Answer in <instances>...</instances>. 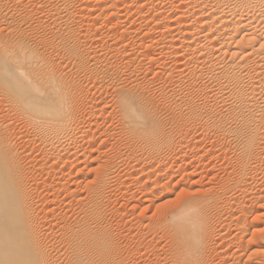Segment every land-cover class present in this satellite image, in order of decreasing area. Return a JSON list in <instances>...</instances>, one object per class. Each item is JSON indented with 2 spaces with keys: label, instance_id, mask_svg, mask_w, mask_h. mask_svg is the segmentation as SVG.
I'll return each instance as SVG.
<instances>
[{
  "label": "bare ground",
  "instance_id": "6f19581e",
  "mask_svg": "<svg viewBox=\"0 0 264 264\" xmlns=\"http://www.w3.org/2000/svg\"><path fill=\"white\" fill-rule=\"evenodd\" d=\"M31 1L33 0H0V96L3 101H5L4 103L9 105L13 113L15 112L20 117H22V119L20 118L22 120L20 122H23L22 124L25 128V132L31 135V138H33L34 141H32L35 144V147L33 148L35 152H38L39 158L37 159L38 170L47 168L49 173L52 174L51 176L57 175L58 177H62L65 173L64 167L67 165H72L74 161V163H76V161L81 158L80 154L82 152L79 154L78 152L71 151V153L69 150L73 149L74 146L76 148H82L84 138L86 136L88 138V134L85 135V133L88 132L86 131L87 129L83 127L86 129L84 131V129L81 127L83 129L81 131L80 125H78H83V123H81L82 119L80 122L81 116L78 118L80 111H78L79 114H77L78 108H86V104L84 103V105L82 103L84 100L82 97H79L82 93L83 98L84 94L86 95V92H84L85 86H81V79H79L80 81L77 80L79 81L77 82L76 79L78 78H74V76L80 77V75H83L82 79L91 81L92 85L96 86L100 84L98 86L100 90L101 87L103 88L104 86H106V88L110 87L109 89H111V92L109 93H112L110 98H112L111 102H113L112 106H114V110L112 112L115 113V121L118 122V124L122 127L120 131L124 130L123 135L126 133V135H124V137H127H125V140L131 139L132 142L133 139L136 145L139 142L140 145L138 144L137 148L140 146L139 150H141V156L140 154H136V161L138 156L143 157L140 158V160L144 159L148 161H144V163L142 160L141 162L143 164L140 162V166L142 165V167L138 168L139 165L138 167L136 165L138 169L134 167L135 165L131 168L129 163L127 165L130 169H133L134 167V169L140 171L141 174L144 172L146 173V171L148 173L149 170L152 171V168L154 170V167L158 164L157 161H159L158 171L162 172L164 175H167L171 170L170 165H168L166 160V163H161L162 161L160 162V159H155L163 149L165 153H167L168 147L171 150L172 148L170 147L173 145L170 144L174 143L175 145V142L177 141L175 138H177L178 133H175V137L173 134L175 131H178V129L175 128L177 129L175 131L173 129L174 127L185 128L183 125L180 126L179 124V126H176L177 121H182L186 124L191 123V125H197L198 128L201 124L203 126V129H201L202 132L204 128L208 130L209 133L211 131L214 134L213 136L216 137L215 140L219 139L224 142V146L222 143L223 147H225L227 144L226 141L228 142L227 146H229V150H233L231 153H234L233 158L235 157L234 168L231 169V164H229V166H231L230 169L233 171V176H235L233 178L234 183L235 185L237 184L240 186L239 188L242 190V195L246 194V192L252 188L251 185L256 184V182H253L254 184H252L251 180H255L257 175L259 176V170H261L260 166L264 163V0H180L178 2L179 7L177 10H173L174 12H172L173 14L170 16L171 18H175L174 23H172L173 21H170V19L168 20L163 18L164 13L162 14V11L160 10L161 7L158 5V7H160L159 12L161 11L162 15L158 14L156 17V15L153 13L155 17L152 15V20H154L152 21L150 19L149 25L150 28L159 29L164 32V39L161 42V49L167 51L173 50L174 55H172L174 59H172V62H170V66H168L166 62L167 67H162L164 69V83L161 88H158L159 91L157 90L158 92H156L153 96L148 93V91H150L149 87L151 86L150 82H152L149 81L150 78L146 79V77L144 78L142 75L139 77V74L142 71L141 61L139 63L137 61L139 59H136L138 64L135 66L133 64L135 60L133 61L131 58H129V56H127L128 51H126L127 53L125 54V51L123 50V48H125L124 45L123 48H118L119 46L116 47L115 45L111 44L112 46L109 47V51L105 52V54L103 53V55L101 54L102 52L98 54L95 51L92 53L89 52V49H86L87 45L85 46L86 48L84 47V42L88 40L87 37L91 33L87 31L88 29L82 31V29H80L81 27H78L79 29L75 27L77 22L76 18H74V14L76 11H80L82 15L79 14V18L83 20L87 18H90L91 20H97L99 17L93 16L92 18L90 16L92 13L89 11L92 10V7L89 8L88 6L84 5V2L87 1L40 0V3H38L37 6L32 5L34 2L32 3ZM94 1L93 3H96L98 7L102 6L101 9L103 8L104 11L110 12L111 20H114L112 22H115L114 25L120 24H118V22L120 20L121 12L125 11L127 14L131 13V7L135 6V12L139 15L141 13L139 11V7L145 8L140 6L141 0H134L130 2L131 4H128V0ZM156 1L158 0H149L147 4L150 6L148 7L155 8L157 5ZM141 5L143 6V4ZM88 8L91 10H88ZM171 8L173 9V7ZM163 10H165V8ZM144 19L146 18L139 15V21ZM144 21L146 22V20ZM73 23H76L75 26ZM109 27L110 26H108V28ZM150 30L142 33L144 34L143 37L148 36ZM129 31L130 29L128 30L124 28L122 35H129ZM180 47L182 53H179L181 55H178V51L180 52ZM130 48L131 47H129V49ZM118 55L121 56V63L119 60L114 61V56ZM146 60L151 62L150 60L152 59L149 57V60ZM137 66L139 69L136 68ZM146 70H148V68ZM122 73L125 74L124 80L122 79ZM145 75L148 74L146 73ZM69 76H72L73 79ZM161 78L162 77H160V79ZM74 81L79 84L81 83V85L76 83V86ZM90 85L91 84L89 83V86ZM77 95L79 96L77 97ZM76 97L79 99V101L80 99L83 100L82 102L80 101L81 104H79L81 108L78 106L79 101L76 99ZM87 105H89V103ZM90 105H92V103H90ZM159 105L162 107H159ZM159 108H163V110L168 112L167 115H169H166L168 121L170 120L168 125L171 123V120L176 121L175 123L172 122L174 124V126H172L173 129L170 128V130L168 128V131L167 128L164 130L165 126H161L163 123L162 121L165 119L164 122H166L167 118L165 115V118L162 117V113L160 114ZM103 110H101V112ZM92 111L87 112L91 113ZM110 111L111 109L108 112ZM112 112L111 114L113 115ZM88 115H86V117ZM82 116L84 117V115ZM93 117L96 116L93 115ZM85 118L83 121H85ZM89 118H91V116ZM191 127L192 126H190V128ZM180 131L181 130H179V133ZM7 132L3 129L2 125H0V264H129V258L134 253L131 252L133 249L130 251L124 250V246L121 247L117 240H115L116 238L114 239L112 237L113 235H110L112 230L109 229V226L99 222L102 212L101 205L97 202L98 192L100 193L99 187L97 185L96 189L94 187L95 190H93V188L92 190H89V185V188H87L88 193L85 191L86 193H84L86 195L83 198L77 197L76 213L73 212L72 215L66 217L67 219L64 218L65 215L63 219L60 218L57 221L55 219L54 221L56 222H53L54 224L50 223L49 225L48 222H45L47 220V208L45 209L41 207L39 205V201L34 200L33 198V194L36 189L34 187V182L38 179L36 177L37 175L35 176L37 179L32 180V177L35 173L33 175L31 173V176L29 174L30 170L32 169V167L30 169L31 163L27 161L29 163L25 164L26 162L24 163L21 161L19 155L20 153L17 152L16 149L12 148ZM207 132L205 134H207ZM210 134H207V137ZM180 135L181 134H179V136ZM205 136L206 135L203 137ZM173 137L176 140L175 142L172 141ZM87 138L85 139L89 141ZM193 138L194 137H190V139L188 138L187 142H191ZM112 142L113 141H111V143ZM215 142L216 144L217 142L219 143L218 140ZM177 143H179L178 145L181 144L178 141L176 144ZM128 144H130V147H132V143ZM219 144L220 145L218 146L221 147V141ZM178 145L176 146L178 147ZM130 147L128 146V148ZM134 147L135 145H133V148ZM84 149L86 150V148ZM173 149L175 148L173 147ZM170 150L168 155H170V153L173 151L171 150L170 152ZM165 153H160V156L162 157V155ZM72 159H74V161ZM232 161L233 159L231 162ZM88 165H91V163ZM88 165H86L88 169L83 168V170H91ZM106 165L107 163L99 167L103 168V166L105 167ZM182 166H184V164ZM105 168L109 169L107 166ZM209 168L211 169V167ZM99 169L98 172L96 171L97 175L101 174L102 176L103 172H108L107 169L106 171H104L105 169L103 171L100 169L101 173H99ZM109 173L110 171L108 174ZM37 174L39 176L40 172ZM85 174L86 173H84V175ZM262 174L264 175V173ZM97 175L96 178L98 177ZM131 175H133V173ZM101 176H99V178H102ZM46 177L48 176L46 175ZM99 178H97V180ZM59 179L55 186L57 189L59 187H61L59 189H63V184L59 182ZM133 179L135 180L134 177ZM152 179L149 180V184H152V189L148 194L151 199L155 200L156 198H160L157 197L159 192L156 190L157 187H160L158 186L160 177L156 176L155 179ZM101 182H98L100 184L99 186H101ZM94 184L97 183L94 181ZM201 185L202 184H200V186ZM51 188L53 189V187ZM161 188L165 190L166 185H162ZM261 188L263 189L262 185ZM253 189L256 188L254 187ZM262 189L259 190L262 191ZM181 191H179V193ZM50 192L53 193L52 191H49V193ZM74 194L68 195L72 196L73 198ZM76 194L75 196H77ZM262 194H260L259 191L252 192L251 189V191L248 193L249 197L247 196L249 199L247 200L242 201L241 198L243 197L238 198L236 196V198H238L237 201L240 199L242 201L237 205L238 209L240 210L241 207L239 208V205H241L243 210L253 209L256 210L257 213V210L260 211L262 206H264V197ZM47 195H49L48 192ZM102 195L99 196V199L102 197L100 201H103L102 199L104 197ZM214 196L216 195L205 197L191 196L184 204H180L181 206L176 207V210H174L168 216L164 214L165 216L162 217V226H160L161 223L159 226L162 232L161 235L163 234L162 237L165 239L167 247L165 251L163 250L162 256L154 254L157 255L155 257L153 256L155 258V264H168V261L170 264H206L207 259L209 257L211 258L210 255L213 252L217 253L218 249L221 247L220 242L225 236L223 238H219L218 236L221 233L219 232V234H217L221 224H219L218 221H215L214 219L218 220L219 218L220 221V215L217 216V212L215 211L218 202L217 199L219 197L217 198V196ZM51 197L53 198V196ZM48 201L50 202V200ZM45 206L47 205L45 204ZM212 208L215 210H212ZM40 212L43 214L41 215ZM252 212H250V214ZM245 217H247V213ZM245 217H233L234 220L232 219L233 221H231L232 224L234 223L233 227L236 230L234 231L235 234L233 235V239L236 242V247L233 252V255L235 256L233 257H236V254H239L240 251L243 253L244 250H246L245 245L248 244V246L257 248H254L252 252H249L251 257L257 256L259 261H254L255 264H264V233L261 231L262 229L259 230L256 227L262 220L263 224L261 225H263L264 228V214L262 213L259 215L257 213V215H255L254 218L252 217L253 219L248 223L246 222L248 220ZM104 218L102 219L103 221L106 220L107 217L105 219ZM148 228L151 227L148 226ZM144 238L145 240L142 239L143 241L141 242L143 243L141 245L142 248L138 247L135 251L136 256L137 254L139 255L140 249H145L144 251L149 249V244L151 245V242L153 241L152 239L148 240V237ZM223 241H225V239ZM156 250L158 251V249ZM144 259L146 258L144 257ZM239 262L238 264H240ZM250 262L252 261L250 260Z\"/></svg>",
  "mask_w": 264,
  "mask_h": 264
},
{
  "label": "rangeland",
  "instance_id": "374dc122",
  "mask_svg": "<svg viewBox=\"0 0 264 264\" xmlns=\"http://www.w3.org/2000/svg\"><path fill=\"white\" fill-rule=\"evenodd\" d=\"M84 1H87V2H84ZM94 0H83V2L85 3L84 5L85 6H88L89 8L92 7V10L88 8V10H91L89 11L90 13H92V15H90L92 18L93 16H99L97 20H91L90 18L88 19H80L79 18V14L80 11H76L75 12V16L74 18H76V26L74 24V26L79 29H82L83 30H87L89 31L91 34L87 37L88 40H86L84 43V47L89 51V52H96L97 54L98 53H101L103 55V53L105 54V52H108L109 50V47L112 46L111 44L115 45L116 47L118 48H123L125 46V48H123V50L125 51V54L127 53L126 51H128V54L127 56H129V58H131L133 61H134V65L136 66V64H138V62L140 63L141 61V66H142V71L141 73L139 74V77H146V79H149V81H152L150 82L151 86L149 87L150 88V91H148V93H150L151 96H153L156 92L159 91L158 88H161L163 86V83H164V69L162 68L163 66L164 67H167V64L168 66L171 65L170 62H172V59L173 58V50L170 51V50H162L161 49V42L162 40L164 39V32L159 30V29H153V28H150V19L152 20L153 17H157L158 14L162 15L163 13V18L165 19H170V21H173L172 23L175 22V18H171L170 16H172V12H174L175 10H177V8L179 7V1L180 0H158L156 1L157 2V5L155 3V8L154 7H148L150 5H148V1L149 0H141L140 2V6L141 7H145V8H140L139 7V11L141 12L139 15L142 16V17H145L146 19V22L144 20H141L139 21V15L135 12V6L131 7V13H128L127 12H121V16H120V20L118 22L119 25H114L115 22H112L114 20H111V15H110V12L109 11H104L103 8L101 9L102 6H97L96 3H93ZM128 4L134 0H128ZM32 5H35L37 6L38 3H40V0H33L31 1ZM95 2V1H94ZM170 4H168V3ZM171 2V3H170ZM175 2V3H174ZM177 2V3H176ZM87 3V5H86ZM91 3V4H90ZM93 3V4H92ZM160 3V4H159ZM174 3V4H173ZM131 4V3H130ZM143 4V6L141 5ZM147 4V5H146ZM169 6H168V5ZM91 5V6H89ZM158 5L160 7H158ZM173 5V6H172ZM95 6V7H94ZM166 6V7H165ZM94 7V8H93ZM97 7V8H96ZM148 7V8H147ZM173 7V9L171 8ZM151 8V9H150ZM159 8L160 10L162 11V14H161V11L159 12ZM165 8V10H163ZM167 8V10H166ZM171 8V9H170ZM176 8V9H175ZM144 9V10H143ZM143 10V11H142ZM158 10V11H157ZM174 10V11H173ZM123 11V10H122ZM145 11V12H144ZM153 11V12H152ZM148 12V13H147ZM156 12V13H155ZM159 12V13H158ZM155 15H154V14ZM132 14V15H131ZM138 16H137V15ZM144 14V15H143ZM170 14V15H169ZM82 15V14H81ZM104 15V16H103ZM110 15V16H109ZM135 15V16H134ZM150 15V16H149ZM153 15V17H152ZM89 16V17H90ZM126 16V17H125ZM129 16V17H128ZM137 16V17H136ZM79 19H78V18ZM151 17V18H150ZM170 17V18H169ZM106 18V19H105ZM126 18V19H125ZM128 18V19H127ZM135 18V19H134ZM149 18V20H148ZM105 19V20H104ZM110 19V20H109ZM125 19V20H124ZM173 19V20H171ZM86 20V21H85ZM88 20V21H87ZM132 20V21H131ZM154 20V19H153ZM152 20V21H153ZM124 21V22H123ZM139 21V22H138ZM92 22V23H91ZM112 24H111V23ZM136 22V24H135ZM79 23V24H78ZM81 24V25H80ZM130 24V25H129ZM135 24V26H134ZM146 24V25H145ZM80 25V26H79ZM98 25V26H97ZM108 26H110L108 28ZM121 26V27H120ZM143 26V27H142ZM79 27V28H78ZM100 27V28H99ZM135 27V28H134ZM138 27V28H137ZM147 27V28H146ZM105 28V29H104ZM126 28V29H130L129 31V35L125 34V35H122V31L123 29ZM119 29V30H118ZM151 29V30H150ZM153 29V30H152ZM149 31V35L148 36H144V33L145 31ZM107 31V32H105ZM161 31V32H160ZM116 32V33H115ZM121 32V33H120ZM155 32V34H154ZM141 33V34H140ZM153 33V34H152ZM94 36H93V35ZM104 34V35H103ZM133 34V35H132ZM157 34V35H156ZM92 35V36H91ZM102 36V37H101ZM121 36V38H120ZM98 37V38H97ZM119 37V38H118ZM151 37V38H150ZM90 39V40H89ZM94 39V40H93ZM113 39V40H112ZM134 39V40H133ZM138 42H137V40ZM154 39V40H153ZM110 40V41H109ZM125 40V41H124ZM127 40V41H126ZM130 40V41H129ZM132 40V41H131ZM151 40V41H150ZM88 41V42H87ZM147 41V42H145ZM153 41V42H152ZM156 41V42H155ZM87 42V43H86ZM122 42V43H121ZM100 43V44H99ZM102 43V44H101ZM116 43V44H114ZM121 43V44H120ZM126 43V44H125ZM151 43V44H149ZM157 43V44H156ZM97 44V45H96ZM144 44V45H143ZM160 44V45H158ZM124 45V46H123ZM131 45V46H130ZM95 46V47H94ZM99 46V47H98ZM133 46V47H132ZM151 46V47H150ZM153 46V47H152ZM160 46V47H159ZM129 47H131L129 49ZM158 47V48H157ZM133 48V49H132ZM154 48V49H153ZM102 49V50H101ZM149 49V50H148ZM98 50V51H97ZM130 50V51H129ZM134 50V51H133ZM138 50V51H137ZM161 50V51H160ZM180 52L178 51V55H181L179 53H182L181 51V47L179 48ZM142 51V52H140ZM159 51V52H158ZM167 51V52H165ZM131 52V53H129ZM153 52V53H152ZM137 53V54H136ZM141 53V54H140ZM171 53V54H170ZM147 54V55H146ZM173 54V55H172ZM133 58H132V57ZM136 56V57H135ZM143 56V57H141ZM146 56V57H145ZM115 60H119V62L121 63L120 59L121 56H114ZM149 57L152 59L150 60L151 62L147 61L146 59L149 60ZM142 58H146V59H142ZM156 60H155V59ZM136 59H139L137 60L138 62H136ZM144 60V62H143ZM146 60V61H145ZM155 60V61H154ZM167 60V61H166ZM165 61V62H164ZM118 62V61H117ZM118 62V63H119ZM143 62V64H142ZM167 62V64H166ZM149 66V67H148ZM156 66V67H155ZM155 67V68H154ZM159 67V68H158ZM138 68V66L136 67ZM148 68V70H146ZM139 69V68H138ZM161 69V70H160ZM145 71V72H144ZM148 71V72H147ZM155 73H154V72ZM148 74V75H145V74ZM123 77L122 79L124 80V73H122ZM150 75V76H149ZM148 76V77H147ZM70 77V76H69ZM78 79H76V78ZM83 75H80V77H77V76H74V78L77 80L81 79V83H77L79 81H74L75 83L74 84H79L81 86H85L84 87V92H86V95L84 94V98L81 94V96L77 95V97L79 96L80 98L82 97V99L84 100H81L80 101L86 106L83 107L82 109H77V114H79L78 111H80V114L78 116V118L80 117V122H81V119H82V124H78L80 125V129L81 131L84 129V131H90L89 133L86 132L85 135L88 134V138L87 136L85 138H87L89 141H87L85 138L83 140V143H82V148H76L75 146L73 147V149H70L69 151H73V152H78L81 156L80 159H78L76 161V163H74V159H72L74 162L72 165H67L66 167H64V175L62 177H59L57 175H53L51 176L52 174L49 173V170L46 168V169H39L38 170V167H37V164H38V161L37 159L38 158V152H35L34 151V148L35 147V144L33 143V138H31V135L27 134L25 132V128L23 127V122H20L22 121V117H20L18 114H16L15 112L13 113V111L10 109L9 105L7 103H4L5 101H3V99L1 98L0 96V125H2L3 129L6 130L7 134H8V138H9V141H10V144L12 146V148L16 149L17 152H19L20 154V158H21V161L22 162H26L25 164L27 163H31L30 165V169L32 167V169L30 170V176H31V173L33 175L32 177V180H35V191H34V194H33V198L34 200H38L39 201V205L43 208H47L46 210L48 211L47 214V220L45 222H48L49 225L50 223L52 224L53 222H56L57 220H59L60 218L63 219L64 215H65V219H67L66 217H68L69 215H72L73 212L76 213L77 211V197H80V198H83L86 194L85 191H87L89 188V185H90V188L89 190L93 188V190L96 189V185L99 187V191L100 193L98 192V198H97V202L98 204L101 205V216H100V219H99V222L102 223V224H107V226H109V229L112 230V233L110 231V235L115 239L117 240V242L121 245V247H123L124 250H132L131 252H134L133 255L129 258L130 261H129V264H155V256H162V253H163V250L165 251L166 250V243H165V239L162 237L161 235V228L160 226H162V217L165 216V215H169L170 213H172L174 210H176V207L178 206H181L182 204H184L186 202V200H188L191 196L193 197H205V196H212V195H216L217 196V207H216V210L212 208V210H215L217 212V216L220 217V221H219V218L218 220L214 219L215 221H218L219 224H221V227L223 228H219L218 229V233L219 232L221 234H219V238H223V240L225 239V241L221 240L220 242V248L218 249L217 253L213 252L210 256L211 258L207 261H206V264H238V262L240 264H255V262L258 260L257 256L256 257H251L250 256V253L249 252H252L254 250V248L256 247H252V246H248V244H246V250H244V255L243 253L240 251L239 254H236V257H233L235 255H233V252L235 250V247H236V242L234 241L233 239V235L235 234L234 231L235 228L233 227L234 226V223L232 224L231 221H233V217H237V218H241V217H245L246 213H247V217H245L248 221H246L247 223L250 222V220H252L254 218L255 215H257V213L259 215H261L262 213L264 214V206H262L261 210L258 211L257 210V213H256V210H253V209H244L242 208L241 205H239V208L240 210L238 209V204H240L242 201L244 200H247L249 199V195L248 193L251 191L252 189V192L254 191H259L260 194H262V196L264 197V175L262 173H264V163L260 166V169L259 170V176L257 175L256 179L255 180H251V183L254 184L256 182L255 185H251L252 188H250L246 194L242 195V190L239 188L240 186H238L237 184L235 185L234 183V177L233 176L234 174L233 171L231 169L234 168V161H235V157L233 158V155L234 153L232 154L231 151L233 152V150H229V146H227L228 142L226 141V145L225 147L224 146V142H222V140H219V143L221 141V147L218 146L220 145L218 142L216 144L215 140L216 137L213 136L214 134L208 130H206L204 128L203 132L201 129H203L202 125L200 124L199 128L197 127V125L195 126L194 124L191 125V123L189 124H186L182 121H172L171 120V123H169L168 125V118L167 116V111L163 110V108H159L160 109V114L162 113V117H164V115L166 116L167 120L166 122L165 121V117L163 118L164 120L161 122V126L164 127V130L167 128H171L173 129L172 126H174V124L172 122H176L177 125L176 126H182L186 128H179V127H174V131L178 129V131H175L174 132V137L176 136L175 133L178 135L177 138H175L178 142H180L181 144L178 145L179 143L176 144V140L172 139L173 142H175V145L174 143L170 144V145H173L171 146L170 148H172L171 150H173L170 153V155H168L169 153V150L167 149V153H165L164 149L160 152L161 154L164 152L165 154L162 155V157L160 156L161 154L159 153L157 156H156V159H160V162L163 163L167 161L168 165H170V168H171V172L169 171L168 172V176L167 175H164L162 174V172L158 171V164H159V161H157V168H155L154 166V170L152 168V171L149 170V172L144 174L138 170H135L134 167H142V165L140 166V164L142 162H146L148 160H140V158H143V157H140L141 156V150H139L140 146L137 148L139 142L137 143V145L135 144L134 140L132 139V142H131V139H126L125 140V137L124 135H126V133H124L123 135V132L124 130H121L122 127L118 124V122L115 121V116L112 111L114 110V106L113 105V102H111L112 98H110L112 95V93H109L111 92V89L109 88H106V86H104L103 88L101 87V90L100 88L98 87L99 85H92L91 81L89 80H85V79H82ZM159 77V78H158ZM160 77H162L160 79ZM70 78L73 79V77L71 76ZM154 78V79H153ZM69 80V79H68ZM122 80V81H123ZM86 81V83H85ZM89 83L91 84L89 86ZM76 84V86H77ZM78 85V86H79ZM93 87V88H92ZM98 87V88H97ZM87 88V89H86ZM92 88V89H91ZM98 89V90H97ZM103 89V90H102ZM109 89V90H108ZM153 89V90H152ZM90 90V91H89ZM100 90V92H99ZM158 90V91H157ZM99 93V94H97ZM92 94V95H91ZM104 95V96H103ZM94 96V97H93ZM76 97V99H77ZM89 97V98H88ZM103 97V98H102ZM88 100H87V99ZM92 98V99H90ZM100 98V99H99ZM86 99V101H85ZM79 101V99H77ZM94 100V101H93ZM98 100V101H96ZM104 102H102V101ZM2 101V102H1ZM79 101L78 103V106L81 108V106L79 104H81ZM96 101V102H95ZM90 105V103H92V105L90 106H93V107H90L89 105H87L88 103ZM82 104V106H83ZM101 104V105H100ZM105 104V105H104ZM109 106H108V105ZM96 105V106H95ZM95 106V107H94ZM103 106V107H102ZM88 107V108H87ZM101 109H99V108ZM106 107V109H105ZM159 107H162L161 105H159ZM91 108V109H89ZM98 108V109H97ZM111 111L108 112L110 109ZM87 109V110H86ZM93 109V111H92ZM105 109V110H103ZM10 110V111H9ZM82 110V111H81ZM85 110V111H83ZM100 111V114H99V111ZM101 110H103L101 112ZM2 111V112H1ZM87 111H92V115L91 113L87 112ZM97 111V112H96ZM105 111H106V114H105ZM165 111V112H164ZM83 112V114H82ZM98 115H96L95 114ZM108 112V113H107ZM111 112L113 113V115L111 114ZM89 113V115H88ZM104 113V114H102ZM165 113V114H164ZM84 115V117L82 116ZM86 115H88L86 117ZM93 115H95L96 117H93ZM101 115V117H100ZM112 115V116H111ZM91 116V118H89ZM103 116V117H102ZM111 116V117H110ZM114 116V117H113ZM86 117V118H85ZM113 117V118H112ZM4 118V119H3ZM21 118V119H20ZM85 118V121H83ZM19 119V120H18ZM87 119V120H86ZM90 119V121H89ZM102 119V120H101ZM105 119V120H104ZM7 120V121H6ZM96 120V121H95ZM104 120V121H103ZM114 120V121H113ZM178 120V119H176ZM103 121V122H102ZM4 122V123H3ZM19 122V123H17ZM79 122V123H80ZM87 122V123H86ZM181 122V124H180ZM99 123V124H98ZM111 123V124H110ZM167 123V124H166ZM184 123V124H182ZM95 124V125H93ZM107 124V125H106ZM179 124V125H178ZM89 125V126H88ZM97 125V126H96ZM114 125V126H113ZM118 125V126H117ZM185 125V126H184ZM188 125V126H187ZM92 126V127H91ZM106 126V128H105ZM168 126V127H167ZM187 126V127H186ZM190 126H194L193 128ZM18 127V128H17ZM83 129H82V128ZM90 127V128H89ZM96 127V128H95ZM197 127V129H196ZM6 128V129H5ZM89 128V129H88ZM100 128V129H98ZM110 128V129H109ZM113 128H116V129H113ZM177 128V129H175ZM10 129V130H9ZM18 129V130H17ZM98 129V130H96ZM168 129V131H169ZM170 129V130H171ZM183 129V131H182ZM193 129V130H192ZM106 132H105V131ZM117 132H116V131ZM179 130L180 133H179ZM195 130V131H194ZM201 130V131H200ZM115 131V132H114ZM207 134H210L208 135L207 137V134H205L206 132ZM20 132V133H19ZM102 132V133H101ZM120 132V133H119ZM184 132V133H182ZM202 132V133H201ZM96 133V134H95ZM196 133V134H195ZM201 133V134H200ZM13 134V135H12ZM23 134V135H22ZM91 134V135H90ZM98 134V135H97ZM179 134H181L179 136ZM17 135V136H16ZM114 135V136H113ZM120 135V137H119ZM122 135V136H121ZM200 135V136H199ZM202 135V137H201ZM204 135H206L205 137H203ZM98 136V137H97ZM189 136V137H188ZM211 138H210V137ZM92 137V138H91ZM179 137V138H178ZM190 137H194L192 139L191 142H187L188 141V138L190 139ZM107 138V139H106ZM115 138V139H114ZM117 138V139H116ZM127 138V137H126ZM183 138V139H182ZM19 139V140H18ZM124 139V140H123ZM204 139V140H203ZM212 139V140H211ZM215 141H214V140ZM33 140V141H32ZM86 140V141H85ZM97 140V141H96ZM14 141V142H13ZM31 141V142H30ZM111 141H113L111 143ZM118 141V142H117ZM124 141V142H123ZM127 141V142H125ZM129 141V142H128ZM136 141V140H135ZM194 141V142H193ZM185 142V143H184ZM207 142V143H206ZM215 142V143H214ZM22 143V144H21ZM85 143H90V144H85ZM111 143V144H110ZM128 143H132L133 145H135V147L133 148V145L131 144L132 147H130V144ZM222 143H223V146H222ZM20 144V145H19ZM95 144V145H94ZM118 146H117V145ZM127 144V145H126ZM213 144V145H212ZM19 145V146H18ZM87 145V146H85ZM140 145V144H139ZM178 145V147L176 146ZM32 146V147H31ZM85 146V147H84ZM103 146V147H102ZM128 146L130 148H128ZM180 146V147H179ZM182 146V147H181ZM202 146V147H201ZM95 147V148H94ZM118 147V148H116ZM121 147V148H120ZM125 147V148H124ZM173 147L175 149H173ZM33 148V149H32ZM86 148V150L84 149ZM106 148V149H105ZM113 148V149H112ZM136 148V149H135ZM216 148V149H215ZM32 149V150H31ZM135 151H133V150ZM138 149V151H137ZM200 149V150H199ZM212 149V150H211ZM79 150V151H78ZM83 150V151H82ZM92 150V151H91ZM98 150V151H97ZM119 150V151H118ZM132 150V151H130ZM206 150V151H205ZM214 150V151H213ZM86 151V152H85ZM111 151V152H110ZM177 151V152H176ZM186 151V152H185ZM191 151V152H190ZM194 151V152H193ZM133 152V153H131ZM135 152V153H134ZM138 152V153H136ZM212 152V153H211ZM215 152V153H214ZM223 152V153H222ZM72 153V152H71ZM89 153V154H88ZM91 153V154H90ZM93 153V154H92ZM122 155H120V154ZM131 153V154H130ZM206 153V154H205ZM218 153V155H217ZM24 154V155H23ZM87 156H86V155ZM102 156H101V155ZM135 154V155H134ZM136 154L140 156H138V162L136 161ZM176 154V156H175ZM69 155V154H68ZM120 155V156H118ZM127 155H130V156H127ZM134 155V156H133ZM166 155V156H165ZM168 155V156H167ZM212 155V156H211ZM231 155V156H230ZM35 156V157H33ZM94 156V157H93ZM108 156V157H107ZM174 156V157H173ZM183 156V158H182ZM191 156V157H190ZM193 156V157H192ZM223 156V157H222ZM24 157V158H23ZM85 157V159H84ZM126 157V158H125ZM131 157V158H130ZM133 157V158H132ZM159 157V158H157ZM161 157V158H160ZM169 157V158H167ZM185 157V158H184ZM189 157V158H188ZM218 157V158H217ZM227 157V158H226ZM92 158V159H90ZM102 158V159H101ZM125 158V159H124ZM182 158V159H181ZM199 158V159H198ZM25 159V160H23ZM30 159V160H29ZM33 159V160H32ZM36 159V160H35ZM84 159V160H82ZM104 159V160H103ZM233 159V161L231 162V160ZM71 160V159H70ZM96 162H95V161ZM102 160V161H101ZM126 160V161H125ZM166 160V161H165ZM183 160V162H182ZM190 160V161H189ZM217 160V161H216ZM223 160V161H222ZM29 161V162H27ZM34 161V163H33ZM105 161V162H104ZM121 161V162H120ZM142 161V162H141ZM180 161V162H179ZM200 161V163H199ZM203 161V162H202ZM221 161V162H220ZM78 162V163H77ZM86 162V163H85ZM111 162V163H110ZM137 162V163H136ZM141 162V163H140ZM144 162V163H145ZM185 162V163H184ZM213 162V163H212ZM80 163V164H79ZM84 163V164H83ZM91 165H88L90 164ZM107 163V167L110 169H107L103 166L102 167H99V166H102L104 164ZM124 163V164H123ZM130 163V164H129ZM136 163V164H135ZM160 163V164H161ZM176 163V164H175ZM178 163V164H177ZM184 166H182L183 164ZM193 165H192V164ZM234 163V164H233ZM96 164V165H95ZM101 164V165H99ZM126 164V165H125ZM129 164V166L133 169H130L129 166L127 165ZM143 164V163H142ZM187 164V165H186ZM197 164V165H196ZM229 164L232 165L229 166ZM86 165H88L90 167L91 170H83V168H87ZM155 165V164H154ZM178 165V166H177ZM180 165V166H179ZM210 165V166H209ZM189 166V167H188ZM192 166V167H191ZM69 169H68V168ZM128 167V168H127ZM136 167V168H137ZM185 167V168H183ZM211 167V169L209 168ZM215 167V168H214ZM220 167V168H219ZM231 167V169H230ZM34 168V169H33ZM101 169L102 171H107L110 173L108 174V172H103V175L101 176V174L97 175V172H98V169ZM137 168V169H138ZM175 168V169H174ZM199 168V169H198ZM79 169V170H78ZM88 169V168H87ZM99 169V173H101V170ZM183 169V170H182ZM186 169V170H185ZM218 169V170H217ZM33 170V171H32ZM42 170V171H41ZM48 170V171H47ZM179 170V171H178ZM181 170V171H180ZM189 170V171H188ZM37 171V172H36ZM46 171V172H45ZM93 171V172H92ZM97 171V172H96ZM116 171V172H115ZM130 171V172H129ZM135 173H134V172ZM196 171V173H195ZM211 171V172H210ZM232 171V172H231ZM39 176L37 173H39ZM138 172V173H137ZM140 172V173H139ZM177 172V173H176ZM189 174H188V173ZM193 172V173H192ZM231 172V173H230ZM42 173V174H41ZM70 173V174H69ZM84 173H86L84 175ZM88 173V174H87ZM108 175L106 176L105 175ZM127 173V174H126ZM133 173V175H131ZM151 173V174H150ZM160 173V174H159ZM179 173V175H178ZM195 173V174H194ZM198 173V174H197ZM211 173V174H210ZM45 174V175H44ZM83 174V175H82ZM95 174V175H94ZM118 174V175H117ZM170 174V175H169ZM183 174V175H182ZM185 174V176H184ZM193 174V175H192ZM220 174V175H219ZM37 175V176H36ZM42 175V176H40ZM46 175L48 177H46ZM73 176L69 178V176ZM96 175L98 176L97 178H99V176H101L102 178H99L97 180L96 178ZM130 175V176H129ZM159 175V176H158ZM37 178H36V177ZM56 179H55V177ZM84 176V177H83ZM127 176V177H126ZM138 176V177H137ZM151 176V177H150ZM157 177H160V181H159V185L160 187H157L156 190L157 192H159V195L157 197H160V198H156V202L155 200L151 199V197L149 196V191L152 189V184H149V180L150 179H155ZM172 176V177H171ZM181 176V177H180ZM190 176V177H189ZM213 176V177H212ZM224 176V178H223ZM263 176V177H262ZM50 177V178H49ZM66 177V178H65ZM108 179H107V178ZM119 177V178H118ZM132 177V178H131ZM133 177L135 178V180L133 179ZM190 179H189V178ZM209 177V178H208ZM230 177V178H229ZM53 178V179H52ZM65 180H64V179ZM76 178V179H75ZM80 178V179H79ZM84 178V179H83ZM142 178V179H141ZM183 180H182V179ZM203 178V179H201ZM208 178V179H207ZM58 179H59V182L63 184V189H59L61 187H59L58 189L56 188V183L58 182ZM70 179V180H69ZM95 183L97 184H94V181ZM106 179V180H105ZM129 179V180H128ZM137 179V180H136ZM140 179V180H139ZM152 179V180H153ZM177 179V180H175ZM186 179V180H185ZM196 179V180H195ZM223 179V180H222ZM231 179V180H230ZM56 180V181H55ZM61 180V181H60ZM102 182H101V181ZM105 180V181H104ZM112 180V181H111ZM127 180V181H126ZM131 180V181H130ZM144 180V181H143ZM189 180V181H188ZM42 181V182H41ZM137 181V182H136ZM174 181V182H173ZM214 181V182H213ZM258 181V182H257ZM67 182V183H66ZM70 182V183H69ZM88 184H87V183ZM91 182V183H90ZM101 182V186H99L100 184L99 183ZM141 182V183H140ZM190 182V183H189ZM193 182V183H191ZM209 182V183H208ZM219 182V183H218ZM250 182V181H249ZM254 182V183H253ZM263 182V183H262ZM76 183V184H75ZM86 183V184H85ZM90 183V184H89ZM104 185H103V184ZM112 183V184H111ZM148 183V184H147ZM151 183V182H150ZM184 183V184H183ZM213 183V184H212ZM51 184V185H50ZM53 184V185H52ZM94 186H93V185ZM137 184V185H136ZM166 185V188L165 190L162 189V185ZM183 184V185H182ZM187 184V185H186ZM200 184H202L200 186ZM224 184V185H223ZM47 185V186H46ZM74 185V186H73ZM88 185V187H87ZM127 187H126V186ZM133 185V186H132ZM172 185V186H171ZM176 185V186H175ZM185 185V186H184ZM212 185V186H210ZM261 185L263 187V189L261 188ZM37 186V187H36ZM42 186V187H41ZM50 186V187H49ZM92 186V187H91ZM104 186V187H103ZM135 186V187H134ZM151 186V188H150ZM194 186V188H193ZM219 186V187H218ZM224 186V187H223ZM230 186V187H229ZM47 187V188H46ZM53 187V189L51 188ZM69 187V188H68ZM95 187V189H94ZM97 187V188H98ZM102 187V188H101ZM143 187V188H142ZM181 187V188H180ZM213 187V188H212ZM227 187V188H226ZM256 188V189H253V188ZM45 188V189H44ZM67 190H66V189ZM149 188V189H148ZM173 188V189H172ZM176 188V189H175ZM196 188V189H195ZM205 188V189H204ZM237 188V189H236ZM258 188V190H257ZM55 189V190H54ZM73 189V191H72ZM75 189V190H74ZM112 189V190H110ZM135 189V190H134ZM140 189V191H139ZM147 189V190H146ZM167 189V190H166ZM204 189V190H203ZM240 189V190H239ZM262 189V191L260 190ZM66 190V191H65ZM69 190V191H68ZM142 190V191H141ZM182 190V191H181ZM45 191V192H44ZM49 191H52L53 193H49ZM55 191V192H54ZM81 191V192H80ZM83 191V192H82ZM130 191V192H129ZM148 191V192H147ZM178 191V192H177ZM179 191H181L179 193ZM213 191V192H212ZM47 192L49 195H47ZM85 192V193H84ZM111 192V194H110ZM113 192V193H112ZM132 192V193H131ZM145 192V193H144ZM147 192V193H146ZM218 192V193H217ZM232 192V193H231ZM59 193V194H58ZM72 193V194H71ZM77 196H75V194ZM88 193V191H87ZM103 195H102V194ZM127 193V194H126ZM130 193V194H129ZM139 193V194H137ZM208 193V194H207ZM224 193V194H223ZM227 193V194H226ZM240 193V194H239ZM50 194H53V195H50ZM61 194V195H60ZM66 194V195H65ZM73 195V198L72 196L70 195ZM109 194V195H108ZM148 194V196H147ZM176 194V195H175ZM194 194V195H193ZM44 195V196H43ZM102 195L104 198L102 199L103 201H100L101 198L99 199V196ZM170 195V196H169ZM196 195V196H195ZM50 196V197H48ZM53 196V198L51 197ZM57 196V197H56ZM64 196V197H63ZM68 198H67V197ZM180 196V197H179ZM214 196V197H216ZM226 196V197H224ZM236 196L238 198H241L240 200L237 201L238 198H236ZM248 196V197H247ZM48 197V198H47ZM61 197V198H60ZM126 197V198H124ZM220 197H221V200H220ZM224 197V198H223ZM51 198V199H50ZM76 198V199H75ZM107 198V200H106ZM121 198V199H120ZM141 198V199H140ZM178 198V199H177ZM185 198V199H184ZM233 198V199H232ZM246 198V199H245ZM66 199V200H65ZM70 199V200H69ZM74 199V200H73ZM127 199V200H126ZM138 199V200H137ZM50 200V202L48 201ZM56 200V201H55ZM68 200V201H67ZM111 200V201H110ZM126 200V201H125ZM141 200V202H140ZM152 200H153V203H152ZM122 201V202H121ZM173 204H172V202ZM43 204H42V203ZM61 202V203H60ZM70 202V203H69ZM103 202V204H102ZM146 202V203H145ZM151 202V203H150ZM162 202V203H161ZM175 202V203H174ZM238 202V203H236ZM54 203V204H53ZM126 206H125V204ZM171 203V204H170ZM45 204L47 206H45ZM58 204V205H57ZM106 204V205H105ZM150 204V205H149ZM156 204V205H155ZM159 204V205H158ZM181 204V205H180ZM104 205V206H103ZM124 205V207H123ZM133 205V206H132ZM148 205V207H147ZM155 205V206H154ZM164 205V206H163ZM170 205V207H169ZM263 205H264V202H263ZM51 206V207H50ZM57 206V207H56ZM60 206V207H59ZM76 206V207H75ZM111 206V207H110ZM158 206V207H157ZM163 206V207H162ZM166 206V207H165ZM175 206V207H174ZM72 207V208H71ZM114 207V208H113ZM127 207V208H126ZM145 209H143V208ZM169 207V208H168ZM222 209H221V208ZM113 208V209H112ZM116 208V209H115ZM132 208V209H131ZM147 208V209H146ZM152 208V210H151ZM231 208V209H230ZM72 209V210H71ZM112 209V210H111ZM51 210V211H50ZM61 210V211H60ZM141 210V211H140ZM223 210V211H222ZM239 210V211H238ZM243 210V211H242ZM249 210V211H248ZM251 210V211H250ZM253 210V212H252ZM65 211V212H64ZM105 211V212H104ZM107 211V212H106ZM160 211V212H159ZM219 211V212H218ZM231 211V212H230ZM46 212V211H45ZM56 214H55V213ZM68 212V213H67ZM105 215H104V213ZM117 212V213H116ZM140 212V213H139ZM221 212V213H220ZM242 212V213H241ZM250 212H252L250 214ZM41 213V212H40ZM67 215H66V214ZM70 213V214H69ZM135 213V214H134ZM139 213V215H138ZM152 213V214H151ZM162 213V214H161ZM230 213V214H229ZM244 213V214H243ZM261 213V214H260ZM43 213H41L42 215ZM59 214V215H58ZM104 216H103V215ZM130 214V215H129ZM152 216H151V215ZM165 214V215H164ZM242 214V216H241ZM62 215V216H61ZM109 215V216H108ZM111 215V216H110ZM154 215V217H153ZM157 215V216H156ZM229 215V216H228ZM239 215V216H238ZM244 215V216H243ZM40 216V214H39ZM49 216V217H48ZM59 218H58V217ZM61 216V217H60ZM103 216V217H102ZM137 216V217H136ZM141 216V218H140ZM145 218H144V217ZM41 217V216H40ZM53 217V218H51ZM105 217L106 222H104L102 219ZM109 217V218H108ZM113 217V218H112ZM153 217V218H152ZM159 217V218H158ZM223 217V218H222ZM226 217V218H225ZM253 217V218H252ZM104 218V219H105ZM113 220H112V219ZM140 218V219H139ZM151 218V219H150ZM158 218V219H157ZM229 218V219H228ZM56 219V221H54ZM117 219V220H116ZM134 219V220H133ZM149 219V220H148ZM156 219V220H155ZM233 219V220H232ZM136 220V221H135ZM148 220V221H147ZM125 221V222H124ZM154 221V222H153ZM223 221V222H222ZM109 222V223H108ZM124 222V223H123ZM134 222V223H133ZM148 222V223H147ZM226 222V223H225ZM228 222V223H227ZM161 223V225H160ZM217 223V224H218ZM54 224V223H53ZM109 224V225H108ZM225 224V225H224ZM227 224V225H226ZM263 224L262 223V220L258 223V225L256 226L257 229L261 230L263 233H264V228H263ZM133 227H132V226ZM160 225V226H159ZM223 225V226H222ZM143 226V227H142ZM151 227V228H148ZM229 226V227H228ZM111 227V228H110ZM128 227V228H127ZM136 227V228H135ZM147 227V229H146ZM155 227V229H154ZM261 227V228H260ZM53 228V227H52ZM145 228V229H144ZM54 229V228H53ZM154 231H153V230ZM141 230V231H140ZM160 230V231H159ZM55 231V230H54ZM118 231V232H117ZM125 231V232H124ZM134 231V232H133ZM149 231V232H148ZM151 231V232H150ZM226 231V233H225ZM129 232V233H128ZM157 232V233H156ZM229 232V233H228ZM232 232V233H231ZM142 233V234H141ZM151 233V234H150ZM130 234V235H129ZM132 234V235H131ZM135 235V236H134ZM161 235V236H160ZM232 235V236H231ZM120 237V238H119ZM144 237H148L147 239L148 240H153L151 242V245L149 244V249L148 252L147 250L144 251L142 249H140V253L139 255L135 254V251L138 247L142 248V244L141 243L143 240H145ZM230 237V238H229ZM137 238V239H135ZM143 239V240H142ZM231 239H232V242H231ZM140 241V242H139ZM164 242V243H163ZM122 243V244H121ZM139 243V244H138ZM141 243V244H140ZM154 243V244H153ZM162 244V245H161ZM140 245V246H138ZM228 245V246H226ZM127 246V247H126ZM165 246V247H164ZM129 247V248H128ZM131 247V248H130ZM233 247V248H232ZM249 247V248H248ZM251 247V248H250ZM127 248V249H126ZM155 248V250H154ZM165 248V249H164ZM230 248V249H229ZM158 249V251L156 250ZM250 249V250H249ZM257 249V248H256ZM255 249V250H256ZM144 252H142V251ZM161 252H160V251ZM221 250V251H220ZM152 251V252H151ZM146 252V253H145ZM220 252V253H219ZM232 254H231V253ZM247 252V253H246ZM215 253V254H214ZM219 253V254H218ZM242 253V255H241ZM145 254V255H143ZM154 254H157V255H154ZM219 256H218V255ZM222 256H221V255ZM231 254V256H230ZM249 254V255H248ZM148 255V256H147ZM229 255V256H228ZM154 256V257H153ZM240 256V257H239ZM143 260H142V258ZM144 257L146 259H144ZM149 257V258H147ZM216 257V258H215ZM228 257V258H227ZM233 257V258H231ZM134 258V260H133ZM216 260H215V259ZM224 258V259H223ZM230 258V259H229ZM141 259V260H140ZM150 259V260H149ZM238 259V260H237ZM248 259V260H247ZM138 260V261H137ZM233 260V261H232ZM247 260V261H246ZM250 260L252 262H250ZM132 261V262H131ZM135 261V262H134ZM145 261V262H144ZM149 261V262H148ZM154 261V262H153ZM230 261V262H229ZM255 261V262H254ZM259 261V260H258ZM257 261V262H258ZM217 262V263H216ZM168 264H170V262L168 261L167 262Z\"/></svg>",
  "mask_w": 264,
  "mask_h": 264
}]
</instances>
